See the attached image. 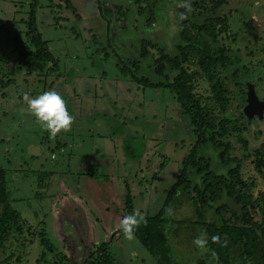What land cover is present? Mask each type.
Masks as SVG:
<instances>
[{"label": "rangeland", "instance_id": "obj_1", "mask_svg": "<svg viewBox=\"0 0 264 264\" xmlns=\"http://www.w3.org/2000/svg\"><path fill=\"white\" fill-rule=\"evenodd\" d=\"M67 1L77 12L61 0H41L37 15L59 70L49 64L46 69L53 71L26 75L18 71L15 38L21 35L20 40H26L27 13L33 1L0 0V59L7 54L5 87H0V167L7 170L11 204L22 223L21 232H12L5 246H0V264H82L88 255L85 249L102 243L110 245L114 264H156L135 236L125 238L119 221L133 210L126 204L129 193L134 210L141 215L158 213L195 138L176 97L134 83L121 74L119 61L141 60L137 41L143 37L153 43L148 49L151 56H164L162 48L173 52L177 24L201 25L199 14L207 15L205 10L213 0H203L202 6L187 0L192 10L181 7L161 28H147L139 16H135L137 22L131 19L135 0ZM119 7L125 9L126 17L119 14ZM168 7L162 4L163 10ZM109 11L113 13L110 17ZM217 14L226 18L227 30L218 34L211 52L221 50L220 57L227 56L226 62L231 64L218 68L225 81L220 90L226 91L224 97L229 100H208L210 84L203 77L193 81L194 92L204 104L215 105L212 116H228L236 124L218 140L222 150L230 144L226 158L235 163L230 165L235 166L241 181L255 183L251 191L257 199L264 192L263 174L256 169L264 154V112L261 118H243L239 112L245 114L249 86L264 103V0H226ZM167 31L175 35L167 36ZM161 38L163 46L158 44ZM130 45H134L131 51L127 49ZM193 45L204 49L203 44ZM146 61L142 60L140 74L151 82H164L165 78L172 82L179 74L164 63L166 75L156 77L154 68L147 73L149 66L143 67ZM191 63L190 73L200 70ZM52 73L60 79L54 80ZM49 90L64 97L75 117L71 131L55 138L27 111L23 100L25 93L34 98ZM223 106H228L226 113ZM208 154L215 157L209 150L201 152L203 157ZM90 168H97L102 177L88 176ZM41 171L50 174L41 178ZM172 215L188 222L196 218L193 206L184 198ZM252 215L254 222L262 220L258 213ZM167 228L169 234L177 227ZM45 231L57 250L43 259L39 233ZM179 235L175 257L178 254L185 264H195L206 249L193 248L196 232L188 225Z\"/></svg>", "mask_w": 264, "mask_h": 264}, {"label": "trees", "instance_id": "obj_2", "mask_svg": "<svg viewBox=\"0 0 264 264\" xmlns=\"http://www.w3.org/2000/svg\"><path fill=\"white\" fill-rule=\"evenodd\" d=\"M32 1L27 13L26 25L28 29L24 33L26 40H20L21 35L15 38V42L19 44L16 48L18 71H24L26 75H32L37 71H44L49 64H52L53 69L58 71L59 61L50 51L49 42L44 39L38 25L37 15L41 0ZM61 1L73 12H77V9L69 1ZM186 1L135 0L133 6L135 9L130 13L131 19L137 22L135 16H139L140 20L147 24V28L154 26L155 28H161L166 18L171 20L175 14L181 12L180 5L183 2L187 3ZM174 2H176V5L169 8L168 6ZM150 3L152 4L150 5ZM163 3L167 4L168 10L162 9ZM203 3V0H193L192 5L202 6ZM225 3L226 0H213L211 7L205 10L207 15L199 14L202 17L201 25L185 21L177 24L176 35L178 41L173 52H166L162 48L160 50L164 56L157 59L149 53L148 49L153 45L149 41L150 38L143 37L140 41H137L139 42L137 46L141 50V60L127 62L121 59L119 61L121 74L132 79L134 83L141 85L143 88L166 90L176 97L182 114L187 118L195 138V143L189 155L182 162L177 181L166 192L158 213L154 216H151V214L144 217L147 223H141L139 228L135 230L134 236L155 259L156 264H185V261L179 258L178 254L175 257L174 244L180 238L181 228L187 225L193 229V232H196V235H193L194 239L198 236V230H200V233H207L206 252L195 264H264V192L260 194L259 198H254L251 188L255 183L248 184L241 181L240 177L237 176L235 166L230 165L234 162L226 158V153L231 148L230 144L222 150L223 145L218 138L224 136V133L236 124L230 121L228 116H212L215 105L204 104L201 97L194 92L195 85H193V81L203 77L210 84L211 96L208 100L210 99L212 102L218 100V103H224L228 99L224 97L226 91L220 90L224 87L225 81L218 68L224 69L231 64L226 62L227 56L223 57L221 54L220 57L221 50L211 52L212 44L218 39V34L227 30L226 18L217 14V10ZM141 4L145 5L144 9ZM118 11L122 17H126L124 8L119 7ZM169 13H172V15L168 16ZM107 14L110 17L113 13L109 11ZM170 33L174 34L167 31V36ZM197 34L200 37L207 38L209 43L204 38L198 39ZM162 40L161 38L158 41L161 46L165 42V40L161 42ZM153 42L156 43L154 40ZM188 42L192 45L186 44ZM193 44H203L204 49L195 47ZM133 48L134 45L127 47L130 51ZM5 56H7L6 53L1 57L3 60L0 59V87H5L3 79L7 77L3 67ZM142 60H149L146 61L143 67L147 68L149 66L146 69L149 70L147 73L153 71L154 68L156 77L164 78V75H166L167 68L164 63L179 74L172 82L166 78L164 82H151L148 77L140 74ZM191 62L197 64L200 70L190 73V66H194ZM47 71L53 70L49 68V70L46 69ZM54 73L51 74L54 80L60 79V75L54 76ZM223 109L226 113L228 106H223ZM239 113L240 116L245 118L243 111ZM207 150L212 154L214 153L215 157L209 154V156H201V152L207 153ZM256 169L262 172L264 179V154L257 163ZM40 173L41 178H46L50 174L45 171L38 172V174ZM87 175L96 179L102 177L97 168H90ZM182 198L193 206L195 220L190 222L178 220L172 215L173 210L182 203ZM11 203L12 200L7 187V170L0 167V246L2 247L9 241L12 232H21L22 229L20 214ZM126 204L133 209L131 210V213H133L134 201L130 193ZM252 213H258L262 220L254 222ZM168 225L177 227L169 232L170 235L167 232ZM120 232L123 233L121 229ZM217 235L220 237L219 243L213 242L211 239ZM39 237L41 245L45 249L42 255L45 259L46 254L55 253L57 249L48 239L46 231L40 232ZM109 247L108 243L96 245L93 249L87 247L85 252H88V255L82 264H114ZM195 247L197 246L194 244L193 248L195 249Z\"/></svg>", "mask_w": 264, "mask_h": 264}, {"label": "clouds", "instance_id": "obj_3", "mask_svg": "<svg viewBox=\"0 0 264 264\" xmlns=\"http://www.w3.org/2000/svg\"><path fill=\"white\" fill-rule=\"evenodd\" d=\"M180 6L186 7L189 11L192 10L190 2ZM182 18L186 17L182 15ZM23 100L27 104V111L36 118V121L45 131L49 132L52 138H55L61 132L71 131L75 117L68 110L67 101L56 90L45 91L34 98L25 93ZM141 223L146 224L147 221L139 210H134L133 213L124 216L119 221L118 227L123 231L125 238L133 239L135 230L139 228ZM211 239L216 243L220 241L218 235L213 236ZM207 242V233H201L193 241L201 249L205 248Z\"/></svg>", "mask_w": 264, "mask_h": 264}, {"label": "water", "instance_id": "obj_4", "mask_svg": "<svg viewBox=\"0 0 264 264\" xmlns=\"http://www.w3.org/2000/svg\"><path fill=\"white\" fill-rule=\"evenodd\" d=\"M247 102L248 106L245 109V115L248 118H254L255 116L261 118L264 112V103L259 100L253 86H249Z\"/></svg>", "mask_w": 264, "mask_h": 264}]
</instances>
